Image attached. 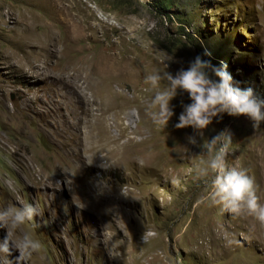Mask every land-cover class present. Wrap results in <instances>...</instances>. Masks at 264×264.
Segmentation results:
<instances>
[{"label":"rangeland","instance_id":"rangeland-1","mask_svg":"<svg viewBox=\"0 0 264 264\" xmlns=\"http://www.w3.org/2000/svg\"><path fill=\"white\" fill-rule=\"evenodd\" d=\"M159 1L0 0V209L41 211L20 229L41 241L26 264H264V227L210 205L192 174L226 129V165L264 203V121L174 128L179 90L164 129L143 111L145 73L197 54L264 99V0Z\"/></svg>","mask_w":264,"mask_h":264},{"label":"clouds","instance_id":"clouds-1","mask_svg":"<svg viewBox=\"0 0 264 264\" xmlns=\"http://www.w3.org/2000/svg\"><path fill=\"white\" fill-rule=\"evenodd\" d=\"M203 55L210 56L211 53L204 50ZM143 83L147 85L144 91L151 93L143 111L156 129H164L172 117L174 106L170 101L177 96L178 90L180 94L186 93L188 102H178L181 110L176 114L174 128L190 127L197 136H202L205 126L213 118L219 121L224 114L244 115L253 129L264 121V99L257 98L251 88L235 86L224 62L213 65L200 54L174 74L160 69L146 72ZM186 140L196 144L193 135H188ZM230 141V132L222 129L200 142L203 156L192 165L193 179L205 186V199L210 205L219 206L221 213L233 217L250 216L264 227V203L258 202L252 179L243 168L226 165ZM91 162L92 159L85 160V163ZM136 162L138 166L143 165L142 159L138 158ZM109 165L106 160L98 166L106 168ZM40 214L34 203L0 209V228L5 230L0 238V264H26L28 257L40 249L39 238L31 232L20 231ZM13 233H17L16 238ZM13 251L16 255L9 259Z\"/></svg>","mask_w":264,"mask_h":264},{"label":"trees","instance_id":"trees-1","mask_svg":"<svg viewBox=\"0 0 264 264\" xmlns=\"http://www.w3.org/2000/svg\"><path fill=\"white\" fill-rule=\"evenodd\" d=\"M159 7H162L165 9L169 8L171 6V0H160L158 2ZM170 19V16H167Z\"/></svg>","mask_w":264,"mask_h":264},{"label":"bare ground","instance_id":"bare-ground-1","mask_svg":"<svg viewBox=\"0 0 264 264\" xmlns=\"http://www.w3.org/2000/svg\"><path fill=\"white\" fill-rule=\"evenodd\" d=\"M99 62H100V61H99ZM99 62H98V63H99ZM98 63H97V64H98ZM102 67H103L104 69H110V68H111V66H110L109 63H108V64H104V65H102ZM106 67H107V68H106ZM91 73H93V72L90 71V74H91ZM87 81H88V79H87Z\"/></svg>","mask_w":264,"mask_h":264}]
</instances>
